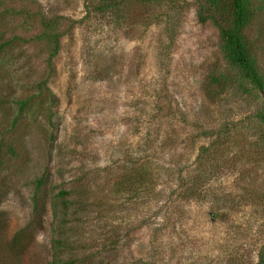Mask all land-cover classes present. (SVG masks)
I'll return each mask as SVG.
<instances>
[{
	"label": "rangeland",
	"instance_id": "rangeland-1",
	"mask_svg": "<svg viewBox=\"0 0 264 264\" xmlns=\"http://www.w3.org/2000/svg\"><path fill=\"white\" fill-rule=\"evenodd\" d=\"M201 3L0 0V264H264L261 93Z\"/></svg>",
	"mask_w": 264,
	"mask_h": 264
},
{
	"label": "trees",
	"instance_id": "trees-1",
	"mask_svg": "<svg viewBox=\"0 0 264 264\" xmlns=\"http://www.w3.org/2000/svg\"><path fill=\"white\" fill-rule=\"evenodd\" d=\"M139 1L153 2L155 0ZM263 8L264 0H202V3L198 7L197 18L200 23H205L207 20H210L217 29L220 50L227 64L236 72L235 84L244 87V84L248 83L261 93L262 108L257 114V118L264 125V75L260 72L261 69L257 63L258 59L256 54V44L260 41V37L264 35L263 29L257 27L256 30L258 31L254 38L248 36L249 29L254 26L253 22ZM41 22L44 29L49 30L52 28L49 25L50 21L42 19ZM39 39L52 43L50 58L58 54L60 46L57 36L54 37V35L48 33L42 34ZM217 80L219 81L220 79ZM43 88L49 94L45 82H43ZM30 100L31 98H28L17 102L19 105L18 114L27 108ZM10 152L12 151L10 150ZM44 183L45 178L43 176L38 178L35 184L36 191ZM36 191L34 192L35 195ZM60 195L63 196L65 194L61 192ZM35 200L33 201L34 211L38 208ZM52 215L55 216V213ZM62 245L61 239L54 241V247L60 248ZM260 260L262 261L263 259ZM47 264H73V261L51 260Z\"/></svg>",
	"mask_w": 264,
	"mask_h": 264
}]
</instances>
